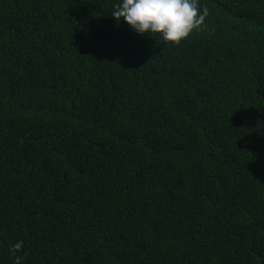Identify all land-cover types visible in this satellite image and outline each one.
I'll return each instance as SVG.
<instances>
[{"label":"trees","instance_id":"trees-1","mask_svg":"<svg viewBox=\"0 0 264 264\" xmlns=\"http://www.w3.org/2000/svg\"><path fill=\"white\" fill-rule=\"evenodd\" d=\"M117 2L0 0V264H264V0Z\"/></svg>","mask_w":264,"mask_h":264},{"label":"clouds","instance_id":"clouds-1","mask_svg":"<svg viewBox=\"0 0 264 264\" xmlns=\"http://www.w3.org/2000/svg\"><path fill=\"white\" fill-rule=\"evenodd\" d=\"M209 12L199 0H118L112 17L140 35H151L179 45L205 24ZM23 241L11 245L15 264H22Z\"/></svg>","mask_w":264,"mask_h":264}]
</instances>
